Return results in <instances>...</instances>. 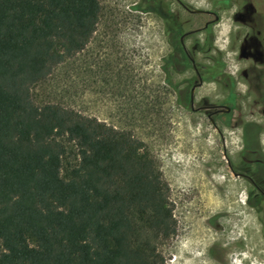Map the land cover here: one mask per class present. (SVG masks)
<instances>
[{
  "label": "trees",
  "instance_id": "1",
  "mask_svg": "<svg viewBox=\"0 0 264 264\" xmlns=\"http://www.w3.org/2000/svg\"><path fill=\"white\" fill-rule=\"evenodd\" d=\"M101 10L99 0H0V264L166 263L177 221L147 143L32 95L87 46ZM65 141L78 154L67 177Z\"/></svg>",
  "mask_w": 264,
  "mask_h": 264
},
{
  "label": "rangeland",
  "instance_id": "2",
  "mask_svg": "<svg viewBox=\"0 0 264 264\" xmlns=\"http://www.w3.org/2000/svg\"><path fill=\"white\" fill-rule=\"evenodd\" d=\"M99 1L102 10L90 42L33 87L35 102L56 103L95 116L147 143L169 184L177 221L176 234L161 245L165 264H264V219L257 206L249 203L243 180L231 173L223 152L226 147L227 157H236L242 145L241 129L226 125L217 129L207 114L176 103L165 68L170 49L166 9L156 14L138 7L149 6L151 0ZM162 1L185 22L186 29L213 18L188 12L178 0ZM183 1L221 16L214 26L215 48L234 63L240 54L236 42L248 30L240 27L236 38L232 16L237 4L224 8L220 0ZM197 36L201 42L205 32L200 30ZM211 88L207 84L199 95ZM242 114L253 117L251 112ZM65 143L61 173L67 177L78 163V154L73 142Z\"/></svg>",
  "mask_w": 264,
  "mask_h": 264
},
{
  "label": "flooded vegetation",
  "instance_id": "3",
  "mask_svg": "<svg viewBox=\"0 0 264 264\" xmlns=\"http://www.w3.org/2000/svg\"><path fill=\"white\" fill-rule=\"evenodd\" d=\"M178 2L190 13L212 14L213 18L205 20L200 27L186 29L185 22L173 10L165 8L162 0H151L149 6L138 7L156 14H160L159 9L163 13L162 8L166 9L163 15L168 19L166 34L170 49L165 68L176 103L186 110L207 114L217 129L221 125L241 129L242 145L236 157L228 158L226 147L223 152L231 173L243 180L249 203L257 206L264 219V118H260L264 116V0H233L232 3L220 0L224 8L237 4L232 21L236 38L242 39L236 42L240 54L231 64L215 48L214 26L221 16L214 10L192 8L183 0ZM242 26L248 30L244 36L237 37ZM200 30L205 32L201 42L195 38ZM190 39L193 40L189 44ZM220 45L222 48L223 44ZM199 53L204 57L199 58ZM207 84L213 88L200 96ZM244 112H251L253 117L247 119Z\"/></svg>",
  "mask_w": 264,
  "mask_h": 264
},
{
  "label": "bare ground",
  "instance_id": "4",
  "mask_svg": "<svg viewBox=\"0 0 264 264\" xmlns=\"http://www.w3.org/2000/svg\"><path fill=\"white\" fill-rule=\"evenodd\" d=\"M227 26H228V25H227ZM229 26H230V25H229ZM224 27H226V26L224 25ZM224 27H222V28H224ZM226 28H227V27H226ZM226 28H224V29H226ZM224 29H223V30H224ZM229 29H230V28H229ZM229 29H228V30H229ZM223 30H222V31H223ZM227 32H228V31H227ZM223 33H224V32H223ZM223 45H224V44H223ZM247 238H248V237H247Z\"/></svg>",
  "mask_w": 264,
  "mask_h": 264
},
{
  "label": "water",
  "instance_id": "5",
  "mask_svg": "<svg viewBox=\"0 0 264 264\" xmlns=\"http://www.w3.org/2000/svg\"><path fill=\"white\" fill-rule=\"evenodd\" d=\"M194 11H196V12H200V11H202L201 9H195Z\"/></svg>",
  "mask_w": 264,
  "mask_h": 264
}]
</instances>
